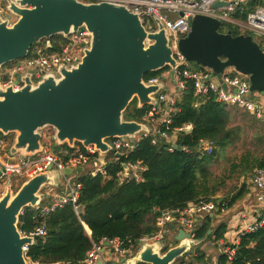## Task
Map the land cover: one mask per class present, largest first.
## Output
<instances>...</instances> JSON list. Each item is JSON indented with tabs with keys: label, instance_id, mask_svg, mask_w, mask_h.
<instances>
[{
	"label": "water",
	"instance_id": "95a60500",
	"mask_svg": "<svg viewBox=\"0 0 264 264\" xmlns=\"http://www.w3.org/2000/svg\"><path fill=\"white\" fill-rule=\"evenodd\" d=\"M7 15L0 14V69L26 58L40 41L70 35L87 29L92 41L78 64L61 66L33 81L31 72L23 75V87H3L0 81V134L14 135L12 156L37 157L44 151L42 130L51 128L56 147L75 149L93 146L101 153L111 151L108 140L135 138L151 129L124 114L137 101V108L157 106L164 83L147 84L145 75L167 68L175 78L179 63L174 58L164 24L156 19L157 30L149 32L139 15L129 7L113 2L81 0H3ZM217 2L214 7L225 6ZM183 16V14H181ZM16 21L12 22V19ZM190 33L179 42L186 60L211 69L222 82L225 71L234 68L248 76L250 92L264 97V54L256 36L220 31L218 19L197 15L188 18ZM223 87L226 88L225 85ZM121 156V155H118ZM83 167H53L23 182L13 194L10 186L0 198V264H28L25 246L34 237L23 236L18 227L25 208L37 209L45 200L43 190L58 188L64 176L81 174ZM4 170H0V178ZM64 191V188L61 189ZM78 215L83 207L76 210ZM176 230V226H171ZM212 231L210 230L208 234ZM177 245L163 252L164 243H140L137 253L112 264H175L200 249L207 241L192 239L183 229L174 237ZM109 247V241L105 242ZM112 254L114 250L112 249ZM97 264H103L102 261Z\"/></svg>",
	"mask_w": 264,
	"mask_h": 264
},
{
	"label": "trees",
	"instance_id": "16d2710c",
	"mask_svg": "<svg viewBox=\"0 0 264 264\" xmlns=\"http://www.w3.org/2000/svg\"><path fill=\"white\" fill-rule=\"evenodd\" d=\"M260 3L261 0L246 3L232 17L246 20L248 14ZM220 31H231L234 36L240 35L233 25L227 23L222 24ZM66 42L62 35L51 38L54 51H58ZM192 66L195 70L201 68L194 63ZM166 70L149 73L145 75V80L159 76ZM176 108L169 130L166 127L163 130H167L172 136L177 129L192 125L190 132L177 133V149L170 151V145L164 141L160 140L154 145L153 137H143L129 154H124L119 159L115 153L109 155L106 176H93L91 173L78 176L77 182L82 185L78 201L79 206L83 207L81 215L77 214L72 204L46 215H42L40 209L25 208L20 215L19 229L29 233L44 226L47 230L45 237H37L35 243L28 246L26 257L41 263L65 261L70 264H84L94 245L116 239L136 241L153 235L157 231L156 221L165 209L184 208L189 202L212 199L225 202L227 208L231 209L241 201L249 191L245 182L232 196L221 199L214 197L224 186V182L214 177L211 168L226 160L230 174L238 173V178L251 176L255 169L264 168L263 124L243 109L219 103L212 93L196 96L191 82L177 99ZM150 109V106L138 109L137 101H134L124 117L128 121L140 122ZM236 113L244 118L245 123H250L254 130L255 144L253 149H248L241 157L230 159L227 151L241 140L244 131L243 126L236 122ZM52 135L49 134L48 138ZM202 141L215 142L213 155L203 156L200 153L199 146ZM52 143L51 150L63 158L67 156L62 154V149L72 151L67 145L56 147ZM76 145L85 151L81 144ZM182 148L188 149V152ZM123 162H141L146 167L142 179L121 182L119 174L123 171ZM212 220L211 216L203 220L197 230L196 239L207 237L208 241L218 243L226 238L229 233L227 224L221 223L213 227ZM210 230L212 233L208 234ZM124 247L127 248V245ZM168 249L167 247L164 252ZM187 256L176 262L185 263ZM218 261L225 263L226 256L222 254ZM193 262L205 264V255L200 249L194 250ZM233 264H264V225L241 238L236 247Z\"/></svg>",
	"mask_w": 264,
	"mask_h": 264
},
{
	"label": "built area",
	"instance_id": "2783aa9c",
	"mask_svg": "<svg viewBox=\"0 0 264 264\" xmlns=\"http://www.w3.org/2000/svg\"><path fill=\"white\" fill-rule=\"evenodd\" d=\"M83 2H113L125 5L131 10L139 13L145 28L149 32L157 30L156 19L161 21L166 27L170 45L173 50L174 58L179 63L176 69L175 78L171 79V69L167 70L159 76L151 77L146 80L147 84L158 85L164 83L165 87L159 92L158 105L151 106V109L144 115L142 121L151 131L142 132L135 140L130 138H115L108 140L111 145V151L107 154L101 153L98 149L91 146L85 151L76 146L72 151H64L62 154L67 156L63 158L60 154H55L47 146H44V151L37 157L21 158L19 155L12 156L10 154V143L6 137L0 139V170L4 173L0 180L6 179L8 176L23 178L25 180L46 172L49 167L63 172L65 169L76 170L84 167L91 162H95L97 168L93 171V176L98 174L106 176L109 161L106 160L107 155L115 153L116 156L129 154L136 148V144L143 137H153L152 143L156 145L162 140L169 144V150L177 149L176 135L178 132H190L192 125L188 124L174 131L171 136L167 130L171 124L173 114L177 111L176 102L182 91L187 88L189 82L192 83L196 96H206L214 94L219 103L230 106H236L249 112L255 116L264 126V97L258 103L259 94L250 92L249 77L245 76L234 68H229L223 75L222 82L214 75L213 71L208 68L201 67L193 69L192 63L187 61L185 56L179 49V42L186 37L191 31V23L188 18L197 15H205L223 23L233 25L240 34L256 36L258 44L264 54V0L250 12L246 20H240L232 17V14L239 8H242L246 3L255 0H81ZM217 2L225 3V6L215 8ZM0 14L6 16L8 13L5 8V3L0 0ZM183 14V16H181ZM67 42L61 46L58 51L53 50L51 41H40L35 45L29 55L11 66H4L0 69V81L3 87L13 86L15 91H19L23 87L21 77L29 72L33 74V81L38 82L43 77L44 73H51L58 70L59 67L71 66L82 61L85 50L89 48L92 36L87 29H83L77 33L70 35ZM171 82V87H167V83ZM223 85L226 86L223 87ZM172 90L170 93L169 91ZM166 127V131L163 128ZM49 149V150H48ZM216 144L214 141H202L199 146L200 153L205 156L214 154ZM188 152V149L182 148ZM100 155L104 159H100ZM19 159L18 162L16 161ZM30 158H35L30 160ZM118 158V159H119ZM124 171L120 174L122 182L135 179L140 181L142 173L146 167L141 163H126L123 162ZM64 193L61 195L47 192L45 200L51 199L46 205H40L42 215L54 212L68 204H72L74 209L79 207L78 201L82 185L78 182L73 183L69 176H64L62 180ZM251 185L249 196L256 194V208L251 210L245 209L237 213L235 217L234 231L227 240L218 242L223 247V254L226 256L225 263L215 264H233L236 247L240 244L241 238L249 233H253L264 225V168L255 169L249 178ZM48 189V188H47ZM44 200V201H45ZM259 206V207H258ZM228 212L227 204L220 200H201L197 202H189L184 208H169L161 212L157 219V231L153 235L144 236L136 241L128 239L125 241L114 240L109 241L112 245L114 253L119 255V258H129L134 256L137 251L135 248L140 243H155L163 241L164 249L171 248L174 245L168 242L169 237L174 236V230L171 226L183 229L185 233L190 234L192 239H196V233L208 216L224 215ZM23 236L45 237L47 230L44 226L37 227L35 230L26 233L20 230ZM107 242V241H105ZM105 242L100 245H94L93 249L88 252L84 264H97L102 261L103 264H108V259L103 257L105 251ZM213 243V242H212ZM127 245V248L124 247ZM28 251V246L24 247V253ZM28 264H70V262L58 261L54 263H41L33 261L26 257ZM182 264H197L182 263Z\"/></svg>",
	"mask_w": 264,
	"mask_h": 264
},
{
	"label": "rangeland",
	"instance_id": "374dc122",
	"mask_svg": "<svg viewBox=\"0 0 264 264\" xmlns=\"http://www.w3.org/2000/svg\"><path fill=\"white\" fill-rule=\"evenodd\" d=\"M167 84L170 85V82L168 81ZM169 92L171 93L172 90H170ZM256 97L258 98L257 102L261 103L260 100H262V97L260 95H258ZM234 115L237 117L236 122L243 126L244 131H243V135L241 137V140L237 144H235L233 147L228 149L227 155L230 159H235V158L241 157L242 154H244L248 149H253L254 144H255V141L253 140L254 139V137H253L254 130L252 129L250 123H245L244 118L242 116H240L238 113H236ZM246 119L248 120V118H246ZM41 132L43 134V144H46L45 146H47L51 150V147H50L51 142H53L52 144L55 145V142L52 140V137L48 138L49 134H51V133L53 134L52 129L51 128H45ZM6 138L10 143H12L14 135H11V136L6 137ZM64 151H65L64 149L61 150V152H64ZM101 156L102 155H100V157ZM34 159L35 158H30V160H34ZM100 159H104V156H102ZM18 161H19V159L17 158L16 161H12V162H18ZM226 163H227L226 160H222L220 163L215 164L211 168V171H212L214 177L217 180H219V181L223 180V182H224V186L220 189V191L217 193V195L214 196L217 199L229 197L230 195L232 196L233 194L236 193L237 190H239L242 187L244 182L247 184L248 179L250 178V175L249 176H241L238 178L237 177L238 173H236L235 175L230 174L229 166ZM88 166L89 165L85 166L86 170L82 173H88L89 172ZM79 175L80 174L75 173V174L69 176V178L71 179V181L73 183H75L77 181ZM24 181H25V179H23V178L8 176L6 179H4L0 183V198L6 192L8 186L11 187L13 194H15L20 189V187ZM49 191H53V190L51 188H49V189L43 190L42 192L47 193ZM49 200H50V198H49ZM44 202L42 203V205L45 204ZM219 224H221V222L216 223L215 227H217ZM168 242H170L171 244H174V245L177 244L174 237H169ZM214 245L215 244H213L211 241L207 240L206 243L204 244V246L202 248H200L201 253H203L208 259H212L213 257L218 256L219 252H220L219 250L221 249V247L215 248V247H213ZM194 250H193V252H194ZM193 252L191 254H188V256L185 258V262H187V263L193 262ZM108 258L110 261H112L114 259L111 263L108 260V264H112L115 260H117L119 258V255L113 253L112 256L108 257ZM175 264H178V263L175 262Z\"/></svg>",
	"mask_w": 264,
	"mask_h": 264
},
{
	"label": "crops",
	"instance_id": "0c3cea01",
	"mask_svg": "<svg viewBox=\"0 0 264 264\" xmlns=\"http://www.w3.org/2000/svg\"><path fill=\"white\" fill-rule=\"evenodd\" d=\"M14 21H16V18H13L12 19V22H14ZM171 82H170V85L169 84H167V87L168 88H170L171 87ZM118 158L120 157V156H117ZM106 160H108V161H110V158H109V155H107V157H106ZM89 166H88V168H89V172L88 173H91V175H93L92 173H93V171L97 168V165H96V163L95 162H91V163H89L88 164ZM87 166V165H86ZM84 168V171L86 170V168H85V166L83 167ZM122 168H123V165H122ZM83 171V172H84ZM123 171H124V169H123ZM122 171V172H123ZM121 172V173H122ZM120 173V174H121ZM120 174H119V177H120ZM130 180V179H129ZM127 181V180H126ZM63 182V181H62ZM60 183V186L58 187V188H53V187H49V188H51V189H53L54 191V193L55 194H57V196L58 195H61V194H63L64 193V191H62L61 189L62 188H64L63 186H62V184L63 183ZM77 182V181H76ZM122 182V181H121ZM125 182V181H124ZM247 185H248V188H249V191L247 192V194L245 195V197H243V199L241 200V201H239L235 206H233V208H231V209H228V212L226 213V214H224V215H217V216H211L212 218H213V220H212V226L213 227H215V225H216V223H218V222H221V223H226L227 224V227H228V230H229V233L227 234V236H226V240H227V237L228 236H230L231 235V233L234 231V224H235V217H236V215H237V213H239V212H241V211H244L245 209H248V210H251L250 208L251 207H253V209H257L256 208V205H257V200H256V194L253 192V195L252 196H249V193H250V189H251V185L249 184V179H248V182H247ZM48 188V189H49ZM53 192H51L50 191V193H53ZM53 193V194H54ZM51 200V199H50ZM49 199L48 200H46L44 203V205H46L48 202H51ZM256 202V203H255ZM156 223H157V221H156ZM157 227V226H156ZM177 229L176 230H174V236L173 237H175V235L177 234V230L179 229L178 227H176ZM89 233H90V231H88ZM212 233V232H211ZM225 239H222V240H225ZM177 243V242H176ZM206 243V242H205ZM178 244V243H177ZM176 244V245H177ZM213 244H215L213 247H215V248H219V247H221V249L219 250L220 252H219V255L218 256H215V257H213L212 259H208L206 256H205V264H215L217 261H218V259H219V257L223 254V247H222V245L221 244H219V243H214L213 242ZM174 245V244H173ZM175 246V245H174ZM112 249H113V247H112V245L111 246H109V247H105V251L103 252V257L104 258H106V259H108L109 260V258L108 257H111L112 256ZM139 249V246H137V248H135V251H137ZM195 249H197V248H195ZM168 251V250H167ZM108 256V257H107ZM122 258H118L117 260H115L114 262H116V263H119V261L121 260ZM114 260V259H113ZM112 260V261H113ZM110 261V260H109ZM112 261H110V263L112 262Z\"/></svg>",
	"mask_w": 264,
	"mask_h": 264
},
{
	"label": "flooded vegetation",
	"instance_id": "af4514ba",
	"mask_svg": "<svg viewBox=\"0 0 264 264\" xmlns=\"http://www.w3.org/2000/svg\"><path fill=\"white\" fill-rule=\"evenodd\" d=\"M77 146V145H76ZM3 180H0V183L2 182Z\"/></svg>",
	"mask_w": 264,
	"mask_h": 264
}]
</instances>
